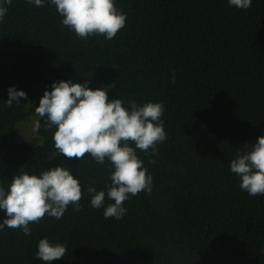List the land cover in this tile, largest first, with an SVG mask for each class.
<instances>
[{
  "label": "trees",
  "instance_id": "trees-1",
  "mask_svg": "<svg viewBox=\"0 0 264 264\" xmlns=\"http://www.w3.org/2000/svg\"><path fill=\"white\" fill-rule=\"evenodd\" d=\"M126 26L108 40L80 39L45 0L5 5L0 22V185L15 175L39 176L68 167L80 181L81 210L45 216L21 229L0 230V264L36 259L48 238L67 252L52 264H264V195L240 188L231 161L264 135V0L242 10L228 0H115ZM175 73V83L172 73ZM58 81L105 89L109 101L165 105L167 139L153 155L137 149L153 177L152 192L124 202L120 220L91 206L88 187L107 192L114 171L59 155L55 128L37 115L40 99ZM27 100L9 107V88ZM37 116L39 130L19 141V128ZM130 146L135 148L134 144ZM155 160V163H149ZM94 181V183H92ZM105 207L113 201L105 198ZM0 209V223L6 219Z\"/></svg>",
  "mask_w": 264,
  "mask_h": 264
},
{
  "label": "clouds",
  "instance_id": "clouds-1",
  "mask_svg": "<svg viewBox=\"0 0 264 264\" xmlns=\"http://www.w3.org/2000/svg\"><path fill=\"white\" fill-rule=\"evenodd\" d=\"M36 7H43L45 0H26ZM12 0H0V22L7 14L5 5ZM60 14L62 24L74 31L80 39L102 35L111 40L126 26L127 16L116 7L115 0H50ZM230 6L247 10L252 0H228ZM175 83V73H172ZM9 107L20 98L27 100V93L9 88ZM44 118L46 128H55L53 135L57 152L69 159L83 160L89 155L98 164L109 161L114 168L107 192L88 187L92 194L91 206L104 208L106 219L120 220L126 214L124 202L141 192L151 194L153 177L148 174L137 149L158 154L157 145L167 139L162 116L165 105L148 102L138 106L134 101L130 108L121 99L109 101L105 89H91L88 83L58 81L45 91L35 108ZM41 124L36 122V129ZM135 145V148L130 146ZM149 163H155L150 160ZM231 172L240 177V188L251 196L264 195V135L258 138L251 150L238 154L231 161ZM94 183V181L92 182ZM114 203L105 207V198ZM83 192L80 181L68 167L58 166L39 176L23 172L15 175L6 190L0 185V209L7 218L0 223L5 227L21 229L31 235L30 224H38L45 216L61 219L70 205L81 210ZM67 246L52 243L43 238L38 243L36 259L52 264L61 260Z\"/></svg>",
  "mask_w": 264,
  "mask_h": 264
},
{
  "label": "rangeland",
  "instance_id": "rangeland-1",
  "mask_svg": "<svg viewBox=\"0 0 264 264\" xmlns=\"http://www.w3.org/2000/svg\"><path fill=\"white\" fill-rule=\"evenodd\" d=\"M37 116L28 118L19 128V141H29L35 136L34 128Z\"/></svg>",
  "mask_w": 264,
  "mask_h": 264
}]
</instances>
